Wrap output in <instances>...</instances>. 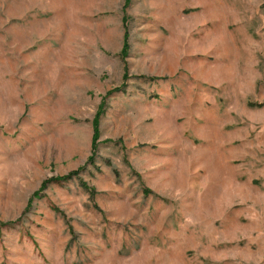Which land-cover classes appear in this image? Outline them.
<instances>
[{
  "label": "rangeland",
  "instance_id": "rangeland-1",
  "mask_svg": "<svg viewBox=\"0 0 264 264\" xmlns=\"http://www.w3.org/2000/svg\"><path fill=\"white\" fill-rule=\"evenodd\" d=\"M126 1L0 0V264H264V0Z\"/></svg>",
  "mask_w": 264,
  "mask_h": 264
},
{
  "label": "trees",
  "instance_id": "trees-1",
  "mask_svg": "<svg viewBox=\"0 0 264 264\" xmlns=\"http://www.w3.org/2000/svg\"><path fill=\"white\" fill-rule=\"evenodd\" d=\"M129 0L126 1L125 5L128 4ZM122 22H123V26L126 30L127 28V21H126V17L122 18ZM128 49H129V44H128V34L125 31L124 34V42H123V48L121 51V55L123 58H125L128 54ZM127 74L124 75V80L127 79ZM152 80H159L157 78H152ZM114 92V91H113ZM113 92H109L101 101V104L98 107V110L96 112V114L94 115L91 125H92V130H93V134H92V143H91V149H92V155L88 158L87 160V164H91L94 161V155H95V151L97 148V142L99 140L100 137V133H99V122H100V116L104 113V103H105V99L106 97H108L110 94H112ZM84 167H82L79 170L76 171H72L70 173H68L66 176H61V177H51L46 179L45 181L42 182L41 186L39 187V189L34 192L31 197L28 199V203L26 205L25 211L23 214H26V212H28L30 210V208L33 205V201L40 199L43 196V192L46 190V188L48 187V185L52 184V183H62V182H66L68 180L71 179H77L80 182L79 179V174L80 171L83 169ZM81 185L84 187L85 190H89V195H90V199L93 200L94 196H95V192L91 189L88 188V186L86 185L85 182H81ZM144 192L146 194H151L150 190H144ZM21 217L16 219L15 221H11V222H6V223H0V228L1 227H10V226H15L16 224L20 223Z\"/></svg>",
  "mask_w": 264,
  "mask_h": 264
}]
</instances>
